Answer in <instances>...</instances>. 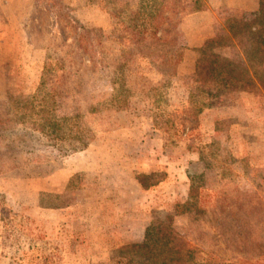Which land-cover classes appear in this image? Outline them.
Returning <instances> with one entry per match:
<instances>
[{"label":"rangeland","instance_id":"374dc122","mask_svg":"<svg viewBox=\"0 0 264 264\" xmlns=\"http://www.w3.org/2000/svg\"><path fill=\"white\" fill-rule=\"evenodd\" d=\"M159 1L0 0V264H123L166 216L190 264H264V86L197 76L257 56L261 0Z\"/></svg>","mask_w":264,"mask_h":264},{"label":"trees","instance_id":"16d2710c","mask_svg":"<svg viewBox=\"0 0 264 264\" xmlns=\"http://www.w3.org/2000/svg\"><path fill=\"white\" fill-rule=\"evenodd\" d=\"M206 8V0H161L155 4L153 8L155 16L152 18H162L164 21H167L170 20V14H176L178 12L181 14L195 13L203 11ZM143 10L142 7L136 8L132 10V14L139 15ZM149 15L153 16L151 14ZM134 23V27L138 28L137 23ZM247 27L251 28L250 33L253 35L254 41L257 43V48L259 49V51L254 50L257 56L252 53H250L252 55H249L248 53L250 64L248 66H240L232 60L222 57L220 54L214 52L208 55L207 53L205 54L207 46H210L211 43L217 42L218 40H222L220 45L227 43L224 40L228 39L229 36L220 35L216 39L211 38L206 40L204 43V46H206L205 49L202 48L203 46L201 47L204 51L197 62V76L199 81H203L205 78L203 73L207 72V75L212 74L211 76L214 78L216 87L219 88L225 87L229 90L249 91L264 86V0L260 1L259 10L253 22H250ZM161 28H164L163 25H161ZM134 34L140 39L144 35V30L136 29ZM82 51L85 52V49H82ZM207 64L210 66L215 65L216 67L210 68L208 72L206 68ZM255 64H258L256 65L258 66L257 68ZM259 67H261V70ZM202 92L208 91L203 90ZM191 177L193 178V175H190ZM194 189L195 187L191 184L189 189L190 197L195 196ZM190 197L186 201L188 205L192 203ZM196 210L200 211L201 209L197 208ZM203 210L205 211L206 209ZM245 223L248 224V221L244 220L243 224ZM120 250L124 251V256L127 259L123 264H190L191 259L195 256L194 248L175 229L171 216H166L163 219H154L146 228L142 242L123 245Z\"/></svg>","mask_w":264,"mask_h":264},{"label":"crops","instance_id":"0c3cea01","mask_svg":"<svg viewBox=\"0 0 264 264\" xmlns=\"http://www.w3.org/2000/svg\"><path fill=\"white\" fill-rule=\"evenodd\" d=\"M187 177H188V183H189V185H188V190H189L190 189V183H191V181H189V178H190L189 171L187 173ZM190 180H191V178H190ZM188 194H189V191H188Z\"/></svg>","mask_w":264,"mask_h":264}]
</instances>
